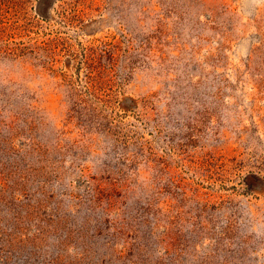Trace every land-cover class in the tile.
<instances>
[{
	"label": "rangeland",
	"instance_id": "374dc122",
	"mask_svg": "<svg viewBox=\"0 0 264 264\" xmlns=\"http://www.w3.org/2000/svg\"><path fill=\"white\" fill-rule=\"evenodd\" d=\"M0 264H264V0H0Z\"/></svg>",
	"mask_w": 264,
	"mask_h": 264
}]
</instances>
